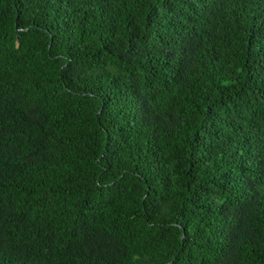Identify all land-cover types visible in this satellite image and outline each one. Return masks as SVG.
<instances>
[{"label": "trees", "instance_id": "16d2710c", "mask_svg": "<svg viewBox=\"0 0 264 264\" xmlns=\"http://www.w3.org/2000/svg\"><path fill=\"white\" fill-rule=\"evenodd\" d=\"M0 264H264V0H0Z\"/></svg>", "mask_w": 264, "mask_h": 264}]
</instances>
